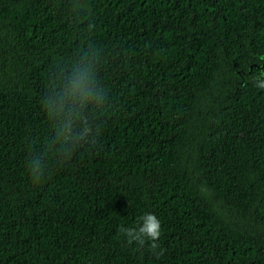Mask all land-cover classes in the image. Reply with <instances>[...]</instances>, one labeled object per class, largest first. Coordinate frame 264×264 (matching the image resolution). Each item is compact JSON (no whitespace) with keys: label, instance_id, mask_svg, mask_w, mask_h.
<instances>
[{"label":"trees","instance_id":"obj_1","mask_svg":"<svg viewBox=\"0 0 264 264\" xmlns=\"http://www.w3.org/2000/svg\"><path fill=\"white\" fill-rule=\"evenodd\" d=\"M261 54L264 0H0V264H264ZM93 57L96 142L59 163L44 100ZM147 213L155 250L120 231Z\"/></svg>","mask_w":264,"mask_h":264},{"label":"clouds","instance_id":"obj_2","mask_svg":"<svg viewBox=\"0 0 264 264\" xmlns=\"http://www.w3.org/2000/svg\"><path fill=\"white\" fill-rule=\"evenodd\" d=\"M93 61L95 57L82 66L74 64L71 71L60 75L59 83H54L45 97L44 108L50 126L54 129L52 142L46 151L51 152L59 163L69 160L78 147L96 142L98 130L94 128L86 109L89 105L102 104L107 94L104 88L96 85ZM261 76L264 73L254 77L255 86L264 89ZM46 167L47 161L43 154L32 159L30 168L34 183L41 181ZM120 231L127 237L129 244L135 242L143 247L146 241H152L150 248L155 250L161 234V222L155 215L147 213L137 228H122Z\"/></svg>","mask_w":264,"mask_h":264},{"label":"water","instance_id":"obj_3","mask_svg":"<svg viewBox=\"0 0 264 264\" xmlns=\"http://www.w3.org/2000/svg\"><path fill=\"white\" fill-rule=\"evenodd\" d=\"M259 59H260V63H257V64L255 63L253 65H250L248 68V72L251 73L254 70H256V71H258V73L256 72V75L259 73H264V54L259 55ZM238 72L242 73L243 71L239 70ZM262 77H264V76H261L260 78H262Z\"/></svg>","mask_w":264,"mask_h":264},{"label":"flooded vegetation","instance_id":"obj_4","mask_svg":"<svg viewBox=\"0 0 264 264\" xmlns=\"http://www.w3.org/2000/svg\"><path fill=\"white\" fill-rule=\"evenodd\" d=\"M254 71L258 73V71H256V70H254Z\"/></svg>","mask_w":264,"mask_h":264}]
</instances>
